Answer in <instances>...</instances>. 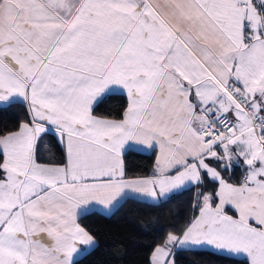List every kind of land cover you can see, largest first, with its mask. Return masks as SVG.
<instances>
[{
    "label": "snow or ice",
    "instance_id": "6c2138e0",
    "mask_svg": "<svg viewBox=\"0 0 264 264\" xmlns=\"http://www.w3.org/2000/svg\"><path fill=\"white\" fill-rule=\"evenodd\" d=\"M115 92L122 118L94 115ZM17 100L30 118L0 134V264H77L95 245L78 206L205 178L215 191L152 264L203 246L264 264V0H0V106ZM49 131L62 163L38 159ZM132 141L159 148L152 177L126 178Z\"/></svg>",
    "mask_w": 264,
    "mask_h": 264
},
{
    "label": "trees",
    "instance_id": "16d2710c",
    "mask_svg": "<svg viewBox=\"0 0 264 264\" xmlns=\"http://www.w3.org/2000/svg\"><path fill=\"white\" fill-rule=\"evenodd\" d=\"M126 107L127 97L124 94L109 93L95 107L94 115L121 119ZM29 118L25 101L17 100L0 106V134L16 131ZM37 156L44 163L63 162L64 151L54 133L42 134ZM122 158L127 179L150 177L155 173V153L126 150ZM222 174L225 179L237 183L242 170L236 168ZM216 187L206 179L204 184L192 186L155 205L126 199L109 216L97 212L82 216L79 224L94 237L96 245L76 259L77 264H151L153 252L168 233L180 235L197 215L198 209L193 206L197 191L213 192ZM173 259L174 264H244V259L204 249L176 251Z\"/></svg>",
    "mask_w": 264,
    "mask_h": 264
},
{
    "label": "crops",
    "instance_id": "0c3cea01",
    "mask_svg": "<svg viewBox=\"0 0 264 264\" xmlns=\"http://www.w3.org/2000/svg\"><path fill=\"white\" fill-rule=\"evenodd\" d=\"M115 93H122L126 96V93L124 92H115ZM127 97V96H126ZM26 102V101H25ZM27 103V102H26ZM99 117V116H98ZM103 118V117H101ZM105 119H109V118H105ZM111 120H120V119H111ZM20 127V126H19ZM18 130V129H17ZM49 132H52V131H49ZM54 133V132H52ZM57 141L59 142V144L61 145V147L63 148V145L62 143L60 142V140L58 139L57 135L54 133ZM126 150H134V151H137V152H140V153H145V154H149V153H155V161L157 162V158L159 156V148L158 147H155V148H149L147 145H142V144H138L137 142L135 141H132V142H129L128 145L125 146V150L122 152V155L123 153L126 151ZM63 151H64V148H63ZM213 166H215V163L213 162ZM152 177V176H150ZM143 178H149V177H143ZM129 179H137V178H129ZM207 178H205L206 180ZM192 186H195V185H192ZM190 186V187H192ZM128 199H134V200H138V201H141V202H144V203H148V204H158L162 201H153V200H149V199H146V198H143V197H134V198H128ZM125 201V200H124ZM164 201V200H163ZM123 201L120 202V204L122 203ZM120 204H117L115 207H110V208H106L104 205H101L95 201H90V202H87V203H84L80 206H78L77 209H75V211L77 212V223H79V219L88 214V213H91V212H97L101 215H104V216H109L111 215L115 209L120 205ZM199 214V212L197 213V215ZM96 245V243H95ZM95 245L92 247V248H87L85 249L84 246H81L82 249H84L79 256L76 257V259L80 258L82 255H84L85 253H87L88 251L92 250ZM196 249H204V250H209V251H212V252H216V253H220V254H224V255H228V256H231V257H235V258H240V259H245L243 256H236L234 254H229L227 252H224V251H220V250H217L215 249L214 247L212 246H203V247H198ZM176 251H174L175 253ZM154 253V252H153ZM153 256V255H152ZM152 264V262H151Z\"/></svg>",
    "mask_w": 264,
    "mask_h": 264
}]
</instances>
